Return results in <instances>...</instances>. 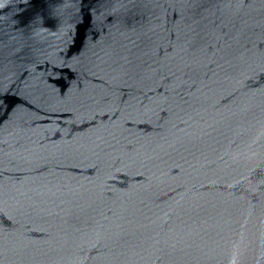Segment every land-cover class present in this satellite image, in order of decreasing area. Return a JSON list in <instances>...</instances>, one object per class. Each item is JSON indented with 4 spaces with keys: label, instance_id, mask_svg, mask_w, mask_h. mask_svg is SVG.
I'll return each instance as SVG.
<instances>
[{
    "label": "water",
    "instance_id": "obj_1",
    "mask_svg": "<svg viewBox=\"0 0 264 264\" xmlns=\"http://www.w3.org/2000/svg\"><path fill=\"white\" fill-rule=\"evenodd\" d=\"M0 264H264V0H0Z\"/></svg>",
    "mask_w": 264,
    "mask_h": 264
}]
</instances>
